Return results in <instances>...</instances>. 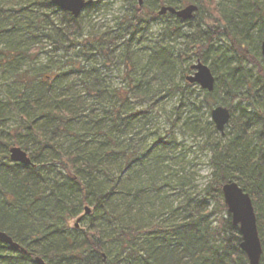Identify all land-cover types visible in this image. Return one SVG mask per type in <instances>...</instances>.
Instances as JSON below:
<instances>
[{
	"label": "trees",
	"instance_id": "obj_1",
	"mask_svg": "<svg viewBox=\"0 0 264 264\" xmlns=\"http://www.w3.org/2000/svg\"><path fill=\"white\" fill-rule=\"evenodd\" d=\"M190 3L198 9L189 20L158 14ZM262 6L131 0L101 30L88 13L74 17L50 0H0V231L25 250L0 242V264H249L221 191L229 182L251 198L264 264ZM166 16L146 42L150 24ZM192 57L209 60L215 77L200 99L186 79ZM114 67L124 70L122 87L110 81ZM173 96L162 134L153 119ZM215 106L230 110L229 133L200 114ZM175 127L204 136L211 152L201 187L170 163V149L182 147ZM12 146L32 165L11 161ZM75 217L84 231L69 228Z\"/></svg>",
	"mask_w": 264,
	"mask_h": 264
},
{
	"label": "water",
	"instance_id": "obj_2",
	"mask_svg": "<svg viewBox=\"0 0 264 264\" xmlns=\"http://www.w3.org/2000/svg\"><path fill=\"white\" fill-rule=\"evenodd\" d=\"M53 5H56L62 10L71 13L74 17H77L84 8L92 3L93 0H50ZM139 5L142 0H137ZM197 10L195 4H189L182 9L176 10L170 6H162L159 10V14H164L167 11L175 14L182 20L190 19L193 12ZM264 15V10H263ZM260 54L264 62V40L260 44ZM194 69V73L187 76L186 79L191 83H197L202 89L212 91L214 87L215 78L212 75L209 67L198 61L191 66ZM211 119L215 125V128L223 133L224 127L230 120V111L226 107L216 106L211 110ZM9 158L13 162L20 163L22 165H32L31 159L28 153L22 150L18 146H12L9 149ZM224 203L227 207V211L230 214L231 222L234 226L238 227L240 232L241 241L239 247L242 252L245 253L249 264H259L262 254V247L258 236L256 226V216L253 208L251 198L247 192H245L236 182L225 183L221 187ZM85 211L88 213L89 208L86 207ZM80 218L77 219L79 221ZM0 242L7 244L14 250H25L15 242L8 234L0 231ZM38 264H43L42 259L35 258Z\"/></svg>",
	"mask_w": 264,
	"mask_h": 264
},
{
	"label": "rangeland",
	"instance_id": "obj_3",
	"mask_svg": "<svg viewBox=\"0 0 264 264\" xmlns=\"http://www.w3.org/2000/svg\"><path fill=\"white\" fill-rule=\"evenodd\" d=\"M97 1V0H94ZM131 0H101V4L99 7V10L92 9L90 11H83L82 15L85 16L86 13L89 14V25L94 26L96 29L101 28V30H106L109 28H112L115 25V18L120 17L127 9L128 2ZM224 2V0H222ZM264 1V0H262ZM264 9V6H262ZM168 17H163L160 20H157V22H153L150 24L148 31H147V41L148 42L151 38L156 36L160 29L163 27L164 22L166 21ZM255 36V35H253ZM169 40L171 41V45L175 46V48H181V40H175L173 37H170ZM220 49H224L226 45H228V40L226 38H220L218 42H216ZM261 44V43H260ZM253 45H259L256 44V41L253 42ZM259 54H260V45H259ZM196 58H191L190 60H187L186 64H195ZM210 62L207 61L208 65ZM223 63L218 62L215 64L217 70L223 69L225 66L222 65ZM190 72H187L186 75L191 74L192 70L189 69ZM124 70L122 67L119 69H116L115 67L112 68V71L109 72L110 81L113 84L114 87L124 86L126 83V79L123 78ZM193 90V97L195 99H200L203 96V89L198 85L194 84L192 87ZM223 96V94H220ZM219 95V98L221 97ZM177 98L175 96L173 97H166L165 99L161 100V104L164 105L165 113L161 112V115L158 117L159 112L156 113L157 117L155 116L153 119V122L156 126H158L161 130V133L163 134L166 130L169 129V123L170 120L173 118L172 115H170L167 119V113L171 111L173 108V105ZM214 106V105H213ZM212 106V107H213ZM202 111L200 114H202L204 117L203 119H211L209 117L208 113L201 109ZM210 114V113H209ZM180 124V122H178ZM214 126V125H213ZM230 127L227 125L225 127L224 133H229ZM175 134L177 135L178 142L182 144L181 146H178L174 149H170L169 157H170V163L172 161L174 162L173 165L180 166L182 169H184L186 172L192 174L195 178V182L199 185V187L203 186L205 181L209 178V174L212 170V167L209 164V158L211 156V152L209 151L208 147L204 145L205 140L203 139L204 136L199 134L198 137H194L196 133L187 130L184 135L181 134V130L178 127H175ZM218 134H220L218 132ZM182 150V151H181ZM172 159V160H171ZM174 196L176 195L174 192L171 191ZM180 196V195H179ZM181 197V196H180ZM90 208V207H89ZM91 211V208H90ZM83 215V213H80L79 216ZM77 216V217H79ZM77 217L71 219L69 222V228H77L78 231H84L86 227V220L82 219L80 221H77ZM216 215H212L211 218H215ZM226 218H228L227 215H225Z\"/></svg>",
	"mask_w": 264,
	"mask_h": 264
},
{
	"label": "bare ground",
	"instance_id": "obj_4",
	"mask_svg": "<svg viewBox=\"0 0 264 264\" xmlns=\"http://www.w3.org/2000/svg\"><path fill=\"white\" fill-rule=\"evenodd\" d=\"M86 207H87V206H86ZM86 207H85V208H86ZM88 208H89V207H88ZM84 210H85V209H84ZM84 212L87 213L86 211H84ZM89 212H90V208H89ZM89 212H88V213H89Z\"/></svg>",
	"mask_w": 264,
	"mask_h": 264
},
{
	"label": "flooded vegetation",
	"instance_id": "obj_5",
	"mask_svg": "<svg viewBox=\"0 0 264 264\" xmlns=\"http://www.w3.org/2000/svg\"><path fill=\"white\" fill-rule=\"evenodd\" d=\"M187 20H189V19H187Z\"/></svg>",
	"mask_w": 264,
	"mask_h": 264
}]
</instances>
